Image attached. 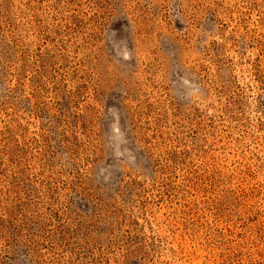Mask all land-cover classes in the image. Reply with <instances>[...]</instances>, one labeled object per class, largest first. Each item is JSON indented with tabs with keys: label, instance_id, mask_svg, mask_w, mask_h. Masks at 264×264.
I'll return each mask as SVG.
<instances>
[{
	"label": "rangeland",
	"instance_id": "obj_1",
	"mask_svg": "<svg viewBox=\"0 0 264 264\" xmlns=\"http://www.w3.org/2000/svg\"><path fill=\"white\" fill-rule=\"evenodd\" d=\"M0 264H264V0H0Z\"/></svg>",
	"mask_w": 264,
	"mask_h": 264
}]
</instances>
